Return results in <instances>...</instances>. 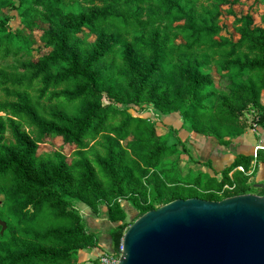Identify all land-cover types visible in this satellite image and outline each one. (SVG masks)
Segmentation results:
<instances>
[{"label": "trees", "instance_id": "1", "mask_svg": "<svg viewBox=\"0 0 264 264\" xmlns=\"http://www.w3.org/2000/svg\"><path fill=\"white\" fill-rule=\"evenodd\" d=\"M239 3L0 0V11L20 18L13 30L9 14L0 16V219L7 224L0 264H76L79 253L96 248L72 202L100 216L107 208L116 253L129 228L122 201L140 218L178 199L252 192L248 174L230 173L248 172L253 156H238L220 182L201 171L185 176L167 163L184 142L169 144L176 132L160 134L150 114L136 112L179 114L192 133L226 147L251 128L248 116L264 128V15L258 22L239 14ZM229 17L234 33L222 22ZM11 57L25 58L1 65ZM257 160L264 162V151Z\"/></svg>", "mask_w": 264, "mask_h": 264}, {"label": "water", "instance_id": "2", "mask_svg": "<svg viewBox=\"0 0 264 264\" xmlns=\"http://www.w3.org/2000/svg\"><path fill=\"white\" fill-rule=\"evenodd\" d=\"M122 245L119 264H264V195L175 200L137 219Z\"/></svg>", "mask_w": 264, "mask_h": 264}, {"label": "crops", "instance_id": "3", "mask_svg": "<svg viewBox=\"0 0 264 264\" xmlns=\"http://www.w3.org/2000/svg\"><path fill=\"white\" fill-rule=\"evenodd\" d=\"M193 136L199 142L197 145L191 144L195 146L197 156V158L195 157V162L200 167L198 171H201L204 175H208L207 177H221L222 172L229 168L238 156L254 157L256 147L260 145L264 146V128H259L258 132H254L253 130L246 132L243 136L234 140L229 147L221 146L214 138H205L195 133H192L191 137ZM183 141L184 143H191L187 140ZM240 167L242 166L238 168ZM238 168L230 173L231 178H234L235 173L241 172ZM247 174H250V185L257 187V185L264 184V162L258 161L256 158L252 162V167ZM77 205L76 209L86 222L87 230L94 233L98 239V246L90 249L92 250L91 254H88V250L79 253L80 262L83 263L85 261L87 263L89 260L93 261L92 258H95L97 253L110 252V231L113 225L105 215L107 211L105 206L102 207V214L100 216L94 214L86 204L77 202Z\"/></svg>", "mask_w": 264, "mask_h": 264}, {"label": "rangeland", "instance_id": "4", "mask_svg": "<svg viewBox=\"0 0 264 264\" xmlns=\"http://www.w3.org/2000/svg\"><path fill=\"white\" fill-rule=\"evenodd\" d=\"M234 10L241 14V13H247V12H251L252 14H254L256 20L259 22L261 19V16L264 15V6H258L256 7L254 5V0H240V3L237 4L236 6H234ZM12 18L10 21V27L13 30H17L20 26V18L18 17L17 13L14 11H10V10H3L0 11V16H6L8 15ZM234 18L233 17H229V18H225L222 22L223 25L226 27L225 31L228 32V29L230 30V33H234V30L232 28V23H233ZM42 35V30H38L36 29L33 33V36L36 38L40 37ZM235 38L237 39L238 37L235 36ZM39 43V42H38ZM41 54L43 55L46 50L41 49ZM25 57H11L10 59L1 62V65L4 67H11L17 64V62L19 60L24 59ZM35 58V57H34ZM3 94L0 92V97H2ZM124 108V107H123ZM138 114L140 115H144V114H150V117L152 119L153 122L156 123L157 127L159 128V132L160 134H165L167 132H176V135L171 133V137L169 138V144H178L179 141L181 140V142H184L183 140H187L189 142H191L190 144H188V142H185L184 144L186 145V150L184 151V149L182 148L181 145L179 146V149L181 150V153L174 156L173 158L169 159L167 161L168 163V167L169 168H173V167H177L178 170L184 174L185 176H189L190 172H192V174L194 176H196L197 174H199L200 171L198 167L199 165L195 162V157L196 156V151H195V146L197 145L199 142H197L196 137H191L192 133L191 130L188 127V124L184 123V121L182 120L181 116L179 114H175L174 116H168V117H164L162 115H159L151 106L149 107H145L144 109H137ZM249 119V123L251 124V128L247 131V132H251V130H253L252 125L255 124L254 118L253 116H248ZM7 140L11 141V136L10 134H7ZM61 144V141H56L55 145L52 144V142H48V144L42 145L40 152H50L52 151V149H56L59 145ZM194 144V145H191ZM68 152V151H67ZM203 174V173H202ZM208 175H203V178H208ZM217 181L220 182L222 179V176H217ZM186 191L188 192V195H200L199 191L196 190L195 188H191L189 189V187H187ZM262 191H264V184L262 185H257V187H254V189L252 190V192L250 194H254V195H258L261 196L260 194L262 193ZM1 199V197H0ZM201 199V198H199ZM123 206L125 207V209L127 210L129 217H128V224L129 227L137 220L138 218V211L137 209L132 205V203L130 202H126V201H122ZM72 206L76 209L78 207L77 203L74 204L72 202ZM160 208V207H159ZM77 210V209H76ZM78 211V210H77ZM88 254L92 253V250L88 249ZM106 253V252H104ZM113 252H108V254H112ZM101 255V253H97V256L95 258H92L93 260H96L98 258V256ZM87 262V261H86ZM75 263L76 264H85V261H83V263L80 262L79 260V254L75 257Z\"/></svg>", "mask_w": 264, "mask_h": 264}, {"label": "built area", "instance_id": "5", "mask_svg": "<svg viewBox=\"0 0 264 264\" xmlns=\"http://www.w3.org/2000/svg\"><path fill=\"white\" fill-rule=\"evenodd\" d=\"M252 128H253L254 132H258L260 127L258 125H256V124H253ZM261 150H264V146L260 145V146L256 147L255 154H254L255 159L258 156V152L261 151ZM238 170H240L241 172L247 174V172L245 171V169L243 167L238 168ZM234 189H235V185H233V186H225V188L223 189V191L220 194H223L225 191L232 192V191H234ZM122 253H123V245H121V247H120L118 252L112 253V254L101 253V255H99L97 259L100 261L101 264H119L120 263V258L122 256Z\"/></svg>", "mask_w": 264, "mask_h": 264}]
</instances>
